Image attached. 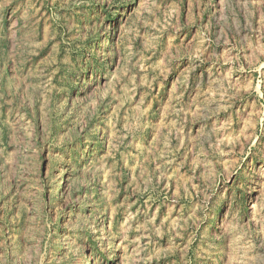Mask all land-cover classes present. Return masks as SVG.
Masks as SVG:
<instances>
[{
    "label": "rangeland",
    "instance_id": "obj_1",
    "mask_svg": "<svg viewBox=\"0 0 264 264\" xmlns=\"http://www.w3.org/2000/svg\"><path fill=\"white\" fill-rule=\"evenodd\" d=\"M0 264H264V0H0Z\"/></svg>",
    "mask_w": 264,
    "mask_h": 264
}]
</instances>
